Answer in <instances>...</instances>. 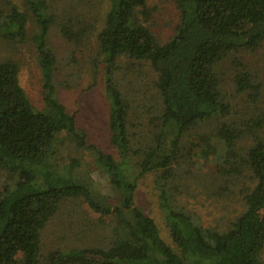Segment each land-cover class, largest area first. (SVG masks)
Wrapping results in <instances>:
<instances>
[{"label": "trees", "instance_id": "1", "mask_svg": "<svg viewBox=\"0 0 264 264\" xmlns=\"http://www.w3.org/2000/svg\"><path fill=\"white\" fill-rule=\"evenodd\" d=\"M106 1L91 25L98 30L76 31L69 18L60 32L68 40L94 34L92 65L94 76L104 72L114 153L89 142L58 98L49 0L0 5V36L29 38L42 85L36 109L20 83L19 63L0 59V169L6 176L0 264H41L42 231L70 198L99 213L111 225L109 236L105 246L52 249L44 256L51 262L264 264V83L235 57L264 41V0H174L178 23L165 41L149 25L147 0ZM228 58L234 67L224 73ZM123 60L132 67L120 79ZM200 160L214 166L213 174ZM98 169L108 189L93 178ZM145 174L152 176L169 241L135 201ZM189 180L228 195L230 206L214 215L215 224L178 198L192 193Z\"/></svg>", "mask_w": 264, "mask_h": 264}, {"label": "rangeland", "instance_id": "2", "mask_svg": "<svg viewBox=\"0 0 264 264\" xmlns=\"http://www.w3.org/2000/svg\"><path fill=\"white\" fill-rule=\"evenodd\" d=\"M19 1L21 2V0ZM49 4L50 11L55 16V21L49 30L48 43L56 56L54 82L58 91V98L67 111L76 114V123L86 132L89 142L97 145L105 152L114 153V149L108 141L109 104L105 92L104 72L103 70L97 71V75L94 76L95 72L92 65L97 54L94 34H90L91 39L89 38L88 41L82 37V34H78L76 40H68L60 32V25L62 23L68 24L69 18L73 20L71 28L76 31L98 30V24H94V28L91 25L96 23L94 17L105 13L107 1L49 0ZM147 4L153 9L149 20L152 31L160 41L167 40L174 33L178 23V12L174 0H147ZM0 5L6 6V0L1 1ZM237 56H240L244 66L256 73L264 83V41L256 50H244L235 57ZM2 58H10L19 63L20 83L32 105L36 109H41L42 85L33 43L29 38L27 40L14 39L8 41L0 36V59ZM223 63H225L223 66L224 73L232 71L234 65L230 63L229 58ZM131 67L130 64L126 65L123 60L122 66L118 69V77L120 79L124 77L126 70ZM240 99L238 105L242 108L245 102H241ZM145 124H142L141 129ZM79 155L84 162L92 165L91 157L86 152L79 153ZM205 163V161L200 160L197 164L201 168H205V173L209 171L213 174L214 166L210 165L209 168L210 162H207V165ZM92 176L97 180L100 179L98 181L103 182L105 189L109 188V183L99 169L92 170ZM5 181V173L0 169V182ZM188 183L194 184L191 180ZM195 183L197 182L195 181ZM191 187L193 188L192 193L184 195L185 192H183L178 198L181 197L180 200L186 206L196 209L204 220L213 222L214 215L218 216L219 213L229 208L228 195L226 197L225 195L220 196L219 191L215 189H213L214 192L209 193L208 188L206 190L199 184L191 185ZM232 196L241 202L239 194L232 193ZM135 201L154 218L161 236L169 241L168 231L158 207L157 190L154 188L151 174H145L138 182ZM100 218L99 213L91 210L82 199H66V202L61 204L58 212L49 220L42 231L41 252L43 257L40 258L41 264H57L49 261L47 257L44 258L47 252L52 249L82 245L105 246L111 225L104 224V218ZM215 221L213 224L216 223ZM261 255L264 261V248Z\"/></svg>", "mask_w": 264, "mask_h": 264}]
</instances>
